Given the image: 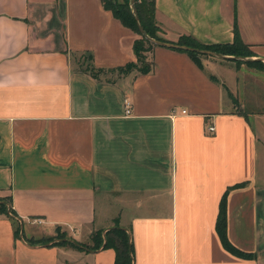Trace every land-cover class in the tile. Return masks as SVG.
I'll return each instance as SVG.
<instances>
[{
	"label": "crops",
	"instance_id": "1",
	"mask_svg": "<svg viewBox=\"0 0 264 264\" xmlns=\"http://www.w3.org/2000/svg\"><path fill=\"white\" fill-rule=\"evenodd\" d=\"M154 3L166 40L231 43L236 22L264 62V0ZM136 38L101 0H0V264H112L77 241L115 219L133 264H264V74L162 46L146 74L75 63L124 66ZM226 190L227 237L251 258L218 237ZM58 228L75 246L37 241Z\"/></svg>",
	"mask_w": 264,
	"mask_h": 264
},
{
	"label": "trees",
	"instance_id": "2",
	"mask_svg": "<svg viewBox=\"0 0 264 264\" xmlns=\"http://www.w3.org/2000/svg\"><path fill=\"white\" fill-rule=\"evenodd\" d=\"M105 9L110 10L115 18H117L124 26L130 28L133 32L137 34V38L134 40L132 49L135 56V61H131L124 66H120L115 69H103L97 68L90 63L91 55H87L89 60L88 64L80 63L79 67L88 71L92 76L98 78L102 74L112 73L117 71L118 74H128L130 72H135L137 74H146L152 71L154 66L153 61V49L155 45L151 43L148 38L144 37L138 30L137 21L135 15L138 17L139 24L143 28L144 32L149 38L168 41L163 36V31L157 24L155 20V3L154 0H134L133 7H131V0H101ZM234 38L231 43L225 44H203L195 40L189 35H181L176 42L177 44L190 46L193 48L206 49L221 53L226 56H239L248 57L252 55V51L241 39L236 22H234ZM178 50V49H175ZM183 51V50H179ZM189 54V56L197 63L200 64V56L202 54L183 51ZM248 64H261L262 61L254 60L245 61ZM263 64V63H262ZM228 190V189H227ZM227 190L223 193L218 208V214L216 218L215 228L220 239V242L224 249L228 252L244 257L251 258L253 255L249 252L238 249L234 246L227 237V217H226V194ZM0 211L6 212L7 206L0 203ZM11 211V210H10ZM117 219L114 220L115 226L106 231L104 241L99 233H96L93 239V246H86L87 249H98L102 244L104 248H112L115 252V258L112 264H133L134 263V251L131 241V235L128 231L117 226ZM18 233V228L15 230V234ZM51 237L37 240L47 242L51 241ZM61 242H54L57 244H72L68 240ZM75 246V245H74Z\"/></svg>",
	"mask_w": 264,
	"mask_h": 264
},
{
	"label": "water",
	"instance_id": "3",
	"mask_svg": "<svg viewBox=\"0 0 264 264\" xmlns=\"http://www.w3.org/2000/svg\"><path fill=\"white\" fill-rule=\"evenodd\" d=\"M134 0H131V7L133 12L134 11V7L133 5ZM135 19L137 21V26H138V30L139 32L146 38H148V40L153 43L155 46H162V47H167V48H171V49H178V50H183V51H191V52H196L202 55H209V56H214L217 58H222V59H233V60H245V57H239V56H226L223 55L221 53L215 52V51H211V50H206V49H199V48H193L190 46H186V45H181V44H177L175 42H170V41H160V40H155L152 38H149L146 33L144 32L143 28L141 27V25L139 24L138 21V17L135 15Z\"/></svg>",
	"mask_w": 264,
	"mask_h": 264
},
{
	"label": "rangeland",
	"instance_id": "4",
	"mask_svg": "<svg viewBox=\"0 0 264 264\" xmlns=\"http://www.w3.org/2000/svg\"><path fill=\"white\" fill-rule=\"evenodd\" d=\"M82 57H83V60H81V58H79V57H78V59L75 58V63H78V62L79 63H81V62L84 63L85 62V64H88L89 60L87 59V56L84 55ZM200 58H202V56H200ZM245 58H246L245 61L253 62L254 60H256L255 58H251V57H245ZM262 63L261 64H248V63H246V64H247L249 69L260 71L262 74H264V62H262ZM117 75H118L117 71L108 74L109 77H113V76L117 77ZM263 85H264V83H263ZM263 90H264V88H263ZM101 232L102 231H98V230L97 231L96 230L93 231L91 233V236H90L91 239L95 236L96 233H99V235L101 236ZM71 238L72 237L70 235H68L65 231L61 230L60 228H58L56 230L55 234L53 236H51V239L53 241H55L56 243L63 241L62 239L67 241L68 239H71ZM77 242L80 243V244L86 245V246H90V247L93 246V243H94V242L93 243H87V242L84 243V242H80V241H77Z\"/></svg>",
	"mask_w": 264,
	"mask_h": 264
},
{
	"label": "built area",
	"instance_id": "5",
	"mask_svg": "<svg viewBox=\"0 0 264 264\" xmlns=\"http://www.w3.org/2000/svg\"><path fill=\"white\" fill-rule=\"evenodd\" d=\"M124 106H125V113L129 114L130 113V102H129V100L127 98L124 99ZM182 112L185 113V110H182ZM207 129L209 131H213L214 130V126L213 125H209L207 127ZM32 222L33 223H40L41 221L38 220V219H34V220H32Z\"/></svg>",
	"mask_w": 264,
	"mask_h": 264
}]
</instances>
